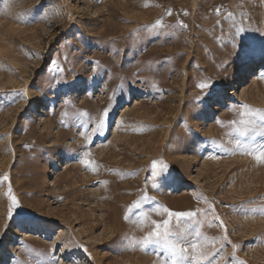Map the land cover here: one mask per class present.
Segmentation results:
<instances>
[{
  "label": "rangeland",
  "instance_id": "obj_1",
  "mask_svg": "<svg viewBox=\"0 0 264 264\" xmlns=\"http://www.w3.org/2000/svg\"><path fill=\"white\" fill-rule=\"evenodd\" d=\"M240 43L264 47V0H0V264H264V58ZM164 209L199 210L175 256L140 243Z\"/></svg>",
  "mask_w": 264,
  "mask_h": 264
},
{
  "label": "snow or ice",
  "instance_id": "obj_2",
  "mask_svg": "<svg viewBox=\"0 0 264 264\" xmlns=\"http://www.w3.org/2000/svg\"><path fill=\"white\" fill-rule=\"evenodd\" d=\"M239 35V33H238ZM239 51H241L244 54L245 59L252 60L255 57L259 56L261 58H264V47L261 48H256L254 45L249 44V43H240L239 44ZM198 87L201 89V91H206V95H211V92L207 91L212 88V84L209 81H204L198 85ZM108 112H105V117L108 116ZM262 120H264V116L260 117ZM243 123V121H241ZM105 124V120L102 119L100 123L97 125V131H102L103 127ZM244 133H241L243 135ZM237 146L241 147L240 142L237 141ZM153 171L157 175V179L167 171V166L163 165L161 163L160 165V170L158 173H156V166L155 164L153 165ZM5 180L8 179V177H4ZM168 178L165 177V182H167ZM11 191V190H9ZM140 206L139 202L134 204L132 207L133 208H138ZM12 207L17 208L18 207V202L16 201L15 197H12ZM132 209H129L131 211ZM11 211V210H10ZM197 211H169L168 209H164V212L166 213L168 219H165L163 223H157L156 221H153V228L154 230L151 231L148 236L144 238L143 241L140 243L144 246H147L149 244H155L159 245L164 249H168L169 251L172 252V254L175 256L176 255V250H175V245L172 244L171 242V237L175 235L170 229V224L172 221V218H175L177 221H180L182 219H187V220H195L197 217ZM215 220H219V217L214 216ZM220 227L223 228L224 225L221 222ZM187 231L186 229H182V232ZM196 235L199 236L200 233L197 231ZM193 249H199L200 245L198 244H192ZM203 259H206V257L203 255V253L200 254L198 257V262L202 261ZM52 264H59V261L53 259ZM173 264H175V261H173Z\"/></svg>",
  "mask_w": 264,
  "mask_h": 264
},
{
  "label": "bare ground",
  "instance_id": "obj_3",
  "mask_svg": "<svg viewBox=\"0 0 264 264\" xmlns=\"http://www.w3.org/2000/svg\"><path fill=\"white\" fill-rule=\"evenodd\" d=\"M261 69L263 70V68H262V67H261ZM262 70H261V71H262ZM255 79H256V78H254V80H255ZM256 80H257V79H256ZM26 236H27V235H26Z\"/></svg>",
  "mask_w": 264,
  "mask_h": 264
}]
</instances>
